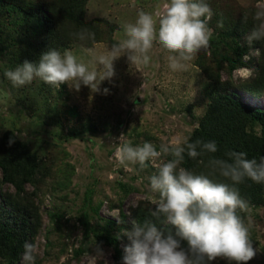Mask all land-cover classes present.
Segmentation results:
<instances>
[{
    "label": "rangeland",
    "instance_id": "obj_1",
    "mask_svg": "<svg viewBox=\"0 0 264 264\" xmlns=\"http://www.w3.org/2000/svg\"><path fill=\"white\" fill-rule=\"evenodd\" d=\"M166 2L88 0L85 18L113 22L112 42L100 41L90 47L72 43L60 52L71 51L91 70L95 67L92 57L83 49L103 52L123 37L122 25L134 22L139 11L162 12ZM212 2L220 3L237 17L240 8L256 7L264 0H207L208 4ZM219 19L209 25L212 35ZM0 26L2 37L12 44L10 48L17 46L14 45L17 40L21 41L20 46L26 39L35 42L41 37L36 19L23 12L9 13L1 5ZM209 49H202L179 71L169 68L157 45L149 53L150 62L139 70L130 66L127 56L122 55L114 61V76L99 84L100 91L93 92L82 85L77 92L62 84L65 93L60 97L58 90L62 85L56 88L38 79L14 87L4 70H14L19 65L10 59L8 47L0 48V135L7 129L13 130L50 165L35 200L43 222L41 232L34 239L38 252L35 264H122V260L118 262L114 258L110 247H98L92 230L88 231L86 240L90 249L75 259L74 249L80 246L86 232L80 218L85 213L91 227L103 228L106 219H119V210L129 216V206L138 199L150 203L155 198L149 191L150 177L157 172L155 165L167 161V156L144 167L137 163L126 168L117 162L116 149L121 142L133 146L151 142L159 150L173 139L189 137L207 110L213 87L212 81L195 64L205 51L206 59L209 58ZM251 73L252 69L242 67L234 71L233 77H247ZM222 78H226L225 72ZM104 89H108L106 94ZM243 101L264 108V95L255 98L244 94ZM254 131L259 133L260 126ZM120 184L135 189L123 197ZM250 208L244 221L249 226L256 256L247 264H264V205H250ZM49 212L60 213L58 223L51 220ZM111 231L118 230L112 226ZM0 264L6 263L0 261ZM208 264L236 262L218 258Z\"/></svg>",
    "mask_w": 264,
    "mask_h": 264
},
{
    "label": "clouds",
    "instance_id": "obj_2",
    "mask_svg": "<svg viewBox=\"0 0 264 264\" xmlns=\"http://www.w3.org/2000/svg\"><path fill=\"white\" fill-rule=\"evenodd\" d=\"M213 15L207 0H167L162 12L141 10L134 22L124 23L123 37L110 48L103 52L83 49L92 57L95 67L91 70L71 51L62 54L52 49L37 62L25 60L14 70L5 69L4 75L14 87L38 79L56 88L68 84L78 92L83 85L98 92L99 84L114 76L115 60L126 55L130 66L139 70L150 62L149 53L154 45L166 56L172 71L183 70L202 49L209 47L212 37L209 22ZM252 19L256 23L244 38L250 47L254 42L264 41V3L257 4ZM75 35L82 42L95 39V33L87 30ZM217 151L216 141L190 142L189 137L173 139L159 150L151 142L137 146L130 142L119 144L115 156L126 168L137 163L144 167L162 156L172 157L156 164L157 172L150 177L149 191L155 197L150 201L155 206L150 214L164 217L176 229L174 235L171 231L166 234L151 221H133L132 228L123 231L129 243L123 246L122 264H208L218 258L247 264L256 256L249 226L239 214L250 213L251 208L235 185L246 179L264 184V156L257 160L236 150L226 151V158L210 155ZM185 154L193 160L208 156L206 164L203 159L198 161L208 169L207 174L181 166ZM217 175L231 184L211 178ZM182 241H186V247ZM23 248L22 264H35L36 246L25 241Z\"/></svg>",
    "mask_w": 264,
    "mask_h": 264
},
{
    "label": "trees",
    "instance_id": "obj_3",
    "mask_svg": "<svg viewBox=\"0 0 264 264\" xmlns=\"http://www.w3.org/2000/svg\"><path fill=\"white\" fill-rule=\"evenodd\" d=\"M87 1L0 0V5L9 13L23 12L36 19L41 34L35 42L26 39L18 46L21 41L17 40V44H14L17 46L10 48L12 44L2 37L3 30L0 26V48L8 47L10 59L20 65L25 60L37 62L43 53L52 49L60 51L72 43L90 47L100 41L112 42L115 24L104 18L87 20ZM209 5L214 13L209 25L216 18H220V22L218 27H214L210 40L209 58L206 59L205 51L196 59L195 64L212 81L213 87L207 110L189 135L190 142L197 139L216 141L218 151L210 155L219 158H226L224 154L228 150H236L246 152L248 158L259 160L264 156V108L243 101L244 94L255 98L264 95V41L254 42L250 47L244 39L256 23L252 19L256 7L240 8L235 17L220 3L212 2ZM82 30L95 33V39L80 41L75 34ZM242 67L252 69V73L247 77H233L234 71ZM222 72L226 73V78H222ZM62 87L63 85L58 90L60 97L65 93ZM256 126H260L259 133L254 131ZM167 159L172 157L169 155ZM200 159L206 164L208 156L193 160L185 154L181 166L197 174H207L208 169L198 162ZM49 171L48 162L33 151L26 141L19 139L13 130L7 129L0 135V261L6 264L21 263L24 242L34 244L35 237L41 232L42 215L35 200ZM211 178L231 184V181L218 175ZM10 186L13 190L9 189ZM120 186L124 190L123 197L135 189L124 184ZM235 187L250 205H264V184L246 179ZM85 199L87 201L88 196ZM136 204L138 205L129 206V216L119 210V219H106L103 228L91 227L88 215L84 213L80 221L86 232L80 246L74 249L75 259L90 249L86 244L90 230L93 231L98 247H110L118 262L122 260L123 246L129 243L123 231L130 230L133 221L143 223L148 220L158 230L175 234V227L167 224L164 217L151 216L150 210L155 208L154 205L145 199H138ZM94 211L97 213L98 208ZM239 214L244 219L247 213ZM49 216L53 222L58 223L61 215L59 212H49ZM112 226L118 231L112 232ZM182 246H187L186 241H182ZM37 262L36 256L35 263Z\"/></svg>",
    "mask_w": 264,
    "mask_h": 264
}]
</instances>
